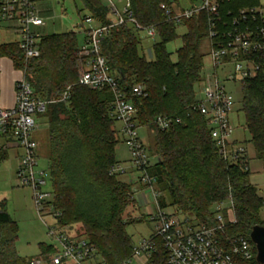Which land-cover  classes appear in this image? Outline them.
Here are the masks:
<instances>
[{"label":"trees","instance_id":"obj_1","mask_svg":"<svg viewBox=\"0 0 264 264\" xmlns=\"http://www.w3.org/2000/svg\"><path fill=\"white\" fill-rule=\"evenodd\" d=\"M62 1V0H59ZM79 11L107 24L109 17L102 0H79ZM165 0H135L133 10L139 23L154 25L159 40L152 46V59L140 51V37L127 24L114 26L101 42V52L123 92L136 107L140 127H150L154 139L149 151L155 156L151 173L157 175V188L168 194L160 197L161 207H173L190 213L200 223L214 226L215 204L232 199L234 221L226 218L221 241L245 237L253 225L264 226L259 216L264 200L250 181V170L243 166L251 159L264 162V56L260 70L240 89V110L251 144L252 155L229 165L217 153L209 137L204 117L193 108L196 83L206 53L200 45L208 39L207 14L200 12L186 19V31L178 36L176 25L167 21L159 4ZM192 1V0H189ZM256 2V1H255ZM247 0L227 2L228 8L244 6ZM234 6V7H233ZM180 37L176 59L166 44ZM40 55L26 60L17 42L0 43V58L10 60L13 68L25 76L35 93L48 101L43 117L47 126L48 169L54 195L53 208L60 225H79L82 233L107 264H122L131 256L133 243L127 227L146 219L130 218L128 206L136 207L133 185L108 173L117 163L115 149L122 141L116 122L111 117L109 89H91L78 83L79 44L73 30L43 35ZM140 84L144 96L130 94ZM67 97L63 99L64 94ZM158 116L180 118L168 129H160ZM4 155L0 154V159ZM139 206V205H138ZM3 204H0V209ZM227 217V214L225 215ZM18 226L9 218L0 221V264H28L17 249ZM157 248L148 264H168L159 237ZM37 256L49 258L52 245L39 243ZM256 251L254 246V252ZM49 264V261H46ZM240 264H260L255 259Z\"/></svg>","mask_w":264,"mask_h":264},{"label":"built area","instance_id":"obj_2","mask_svg":"<svg viewBox=\"0 0 264 264\" xmlns=\"http://www.w3.org/2000/svg\"><path fill=\"white\" fill-rule=\"evenodd\" d=\"M107 8L109 22L101 24L95 18L84 15L79 26L84 41L79 45L78 83L91 89H109L113 95L110 102L111 117L119 125L123 144L129 151L131 169L122 163L110 166L108 173L117 177L128 176L133 194L145 217L153 223L150 234L141 237L133 245L131 256L122 264L134 260L147 264L155 252L156 238L162 241L168 264H240L256 260L254 244L245 237L228 238L223 242L218 236L223 231L226 218L234 221L232 199L224 208L223 201L215 204L214 226L200 223L190 213L166 210L159 202L158 177L151 173L154 163L150 151L139 135L136 107L120 88L101 52V42L114 26L127 24L137 34L144 31L149 38L157 36L154 25L144 26L137 20L135 0H102ZM233 0H165L159 4L167 21L183 25L200 12L207 14L208 65L201 73L200 90L193 104L205 119L209 137L221 159L229 164H240L248 154L244 143L233 139L234 124L231 113L234 95L226 84L239 85L241 89L260 70L258 59L264 56V0H247L244 6L228 8ZM256 1V2H255ZM41 0H0V24L13 30L17 43L26 60L40 55V33L36 28L46 24L42 14ZM14 104L0 106V152L12 146L20 149L16 180L19 186L31 189V199L38 218L48 234L55 239V252L44 258L30 257L28 264H107L89 240L69 226L60 225L58 211L53 208V191L44 189L47 171L38 168V143L33 134L38 128V117L43 115L48 101L40 98L25 76L19 72L14 84ZM130 94L144 96L140 84L131 87ZM67 97L64 94L63 99ZM180 118L158 116L155 124L168 129L179 123ZM243 169L249 170V164ZM141 196V198H139ZM227 214V217L225 216ZM45 218L52 219L48 223Z\"/></svg>","mask_w":264,"mask_h":264},{"label":"rangeland","instance_id":"obj_3","mask_svg":"<svg viewBox=\"0 0 264 264\" xmlns=\"http://www.w3.org/2000/svg\"><path fill=\"white\" fill-rule=\"evenodd\" d=\"M41 7L43 9V15L46 17V24L40 29V36L48 34H58L66 31H75L77 33V42L81 45L84 41V34L80 30L79 26L84 15H88L85 10L79 11L81 2L79 0H41ZM186 31V28L182 25L176 27L178 36H181ZM140 37V51L147 59H152V46L159 40L158 36L149 38L145 35L144 31L138 33ZM17 37L11 32H7L0 29V42H10L16 40ZM181 46V39H177L166 44V50L171 53V60L175 61V51ZM200 50L206 53L204 58V64L201 72L209 70L208 65V41L204 40L200 45ZM200 82L195 85L196 93H199ZM227 89H229L234 95L235 104L233 112L231 113V120L234 124L233 139H237L242 142L249 137L248 131L244 126V115L240 110V88L239 85L227 83ZM38 122V128L35 130V135L38 141V168H44L47 171L46 184L44 189L52 191V182L50 172L48 169V145H47V126L45 118L40 115ZM117 127V128H116ZM115 128L118 129V124H115ZM140 138L145 145L150 148L154 139L153 130L150 127L139 128ZM249 154L252 155L251 144L244 142ZM152 155V154H151ZM154 156V155H153ZM151 156V159L155 161V156ZM129 157V151L126 146L119 142L115 149L116 160L122 161ZM125 165L124 163H122ZM16 160L12 155H9L0 163V200L5 203V210L9 218L16 221L18 226V239L16 242V249L18 253L25 258L37 256L39 254L40 242H44L48 245L57 246V242L51 237L45 225L38 218L35 208L31 199V189L29 187L19 186L16 180ZM249 181L256 186L258 195L264 200V162L261 168L256 171H252ZM166 202L169 201L168 194L162 192L159 195ZM224 208L230 206L228 200L223 201ZM166 208V207H165ZM167 210H170L168 207ZM128 214L130 218L142 219L144 215L143 207H129ZM259 216L264 220V206L259 211ZM48 223H52V219L45 218ZM72 231L76 233H82L79 225H73L70 227ZM153 229V223L147 218L142 222L127 227V232L132 236L133 245H138L141 241V237L148 236ZM132 264H145L139 261H133ZM148 264V263H147Z\"/></svg>","mask_w":264,"mask_h":264},{"label":"crops","instance_id":"obj_4","mask_svg":"<svg viewBox=\"0 0 264 264\" xmlns=\"http://www.w3.org/2000/svg\"><path fill=\"white\" fill-rule=\"evenodd\" d=\"M42 14H43V9H42ZM1 28L5 31L11 32L12 34L15 35L13 30L11 28H9L8 26H6L5 24H0V29ZM41 28L42 27L36 28V31L38 33H40ZM10 42H17V39L14 41H10ZM0 43H2V42H0ZM18 76H19V72L13 68L10 60H8L6 58H0V106L10 107L14 104V91H15L14 84H15V81L18 78ZM38 119H39V117H38ZM118 129H119V125H118ZM33 136L38 143L39 140H37L35 132H34ZM234 140L238 141L237 139H234ZM240 141H238V142H240ZM121 142L123 143V141H121ZM19 153H20V149L16 148L15 146L10 147L9 149L5 150L4 152H0V154L4 155L3 158L0 159V163L3 162L4 159L7 158L9 155H12L13 158L16 160V165H18ZM150 156H153V155H151V153H150ZM117 162L118 163H124L125 166L128 168V170L131 169L130 156L127 159L122 160V161L117 160ZM151 162L154 163V160L151 159ZM262 164H263V162L260 160L251 159L249 161L250 173L252 171H256L258 168H261ZM16 169H17V166H16ZM119 178L128 182V176H126V175L121 176ZM139 198H141V196ZM0 204H3V207L5 206V203L3 200H0ZM168 208L170 209V211L174 210L173 207H171V206H169ZM135 261H137V260H135Z\"/></svg>","mask_w":264,"mask_h":264},{"label":"water","instance_id":"obj_5","mask_svg":"<svg viewBox=\"0 0 264 264\" xmlns=\"http://www.w3.org/2000/svg\"><path fill=\"white\" fill-rule=\"evenodd\" d=\"M9 219L5 208L0 209V221H7ZM249 238L255 246L256 249V261L260 264H264V226L263 225H253L250 232Z\"/></svg>","mask_w":264,"mask_h":264}]
</instances>
